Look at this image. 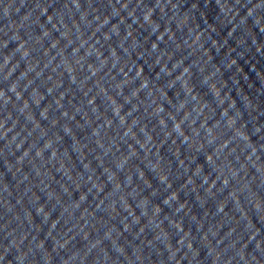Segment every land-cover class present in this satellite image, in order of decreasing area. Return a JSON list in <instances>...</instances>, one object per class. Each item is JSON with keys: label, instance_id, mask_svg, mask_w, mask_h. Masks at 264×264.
<instances>
[{"label": "water", "instance_id": "95a60500", "mask_svg": "<svg viewBox=\"0 0 264 264\" xmlns=\"http://www.w3.org/2000/svg\"><path fill=\"white\" fill-rule=\"evenodd\" d=\"M0 264H264V0H0Z\"/></svg>", "mask_w": 264, "mask_h": 264}]
</instances>
